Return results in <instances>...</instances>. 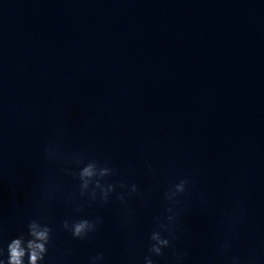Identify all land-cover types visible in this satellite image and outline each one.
<instances>
[{
	"label": "water",
	"instance_id": "water-1",
	"mask_svg": "<svg viewBox=\"0 0 264 264\" xmlns=\"http://www.w3.org/2000/svg\"><path fill=\"white\" fill-rule=\"evenodd\" d=\"M52 144L108 161L113 180L146 191L129 200L127 224L118 201L77 214L64 198L78 182L61 176L49 264H88L97 253L105 264H142L163 192L185 175L193 205L177 246L191 264L215 256L217 221L237 199L246 214L233 251L264 255V0H0L6 239L38 212L41 178L58 176L43 161ZM201 192L210 211L199 207ZM78 215L103 218L90 240L61 226Z\"/></svg>",
	"mask_w": 264,
	"mask_h": 264
},
{
	"label": "clouds",
	"instance_id": "clouds-1",
	"mask_svg": "<svg viewBox=\"0 0 264 264\" xmlns=\"http://www.w3.org/2000/svg\"><path fill=\"white\" fill-rule=\"evenodd\" d=\"M43 152L45 165H56L58 176L41 178L34 195L39 210L15 236L6 239V229L0 222V264H49V252L54 243L48 211L50 202L63 192L62 183L59 182L61 176L72 177L78 182V193L64 198L65 203L75 206L77 214L83 213L85 207L92 204L108 205L118 201L125 212L124 222L130 224L135 219V212L129 207V200L144 199L146 189H142L139 184L112 179L117 176L118 170L108 161L90 158L81 151L64 152L55 144L46 145ZM146 169L152 172L150 162ZM193 189L194 180L187 175L169 182L163 192L164 212L154 217V227L148 235L147 254L142 264H160L161 260L167 261V264H191L188 251L177 245L184 231L182 218L193 205ZM196 199L202 211L212 209L207 194L198 193ZM147 203L144 200L145 206ZM245 214L246 208L239 199L224 209L217 221L222 239L217 245L215 256L201 257L198 264H264V255H258L254 250L247 254L233 251ZM103 222L100 216L89 218L78 215L77 218L64 219L61 226L73 239L85 241L97 233ZM88 264H105L103 253L90 256Z\"/></svg>",
	"mask_w": 264,
	"mask_h": 264
}]
</instances>
